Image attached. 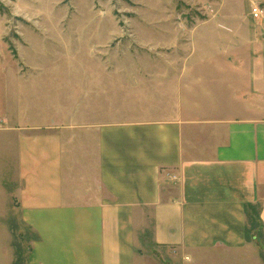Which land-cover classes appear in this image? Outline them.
Returning <instances> with one entry per match:
<instances>
[{
    "label": "crops",
    "instance_id": "0c3cea01",
    "mask_svg": "<svg viewBox=\"0 0 264 264\" xmlns=\"http://www.w3.org/2000/svg\"><path fill=\"white\" fill-rule=\"evenodd\" d=\"M249 27L136 64L128 92L122 64L94 59L2 95L0 264H259L264 31Z\"/></svg>",
    "mask_w": 264,
    "mask_h": 264
},
{
    "label": "rangeland",
    "instance_id": "374dc122",
    "mask_svg": "<svg viewBox=\"0 0 264 264\" xmlns=\"http://www.w3.org/2000/svg\"><path fill=\"white\" fill-rule=\"evenodd\" d=\"M249 26L264 31V0H0V105L8 95L37 97V83L51 75L64 83L80 76L94 59L111 72L122 64L128 92L124 75L136 73V64L144 73L150 58L175 56L193 36L229 44ZM254 251L264 264L263 247Z\"/></svg>",
    "mask_w": 264,
    "mask_h": 264
},
{
    "label": "built area",
    "instance_id": "2783aa9c",
    "mask_svg": "<svg viewBox=\"0 0 264 264\" xmlns=\"http://www.w3.org/2000/svg\"><path fill=\"white\" fill-rule=\"evenodd\" d=\"M252 14L255 18H260L263 15V10L260 7V4L256 1L252 4ZM173 178L176 179L177 177L173 176Z\"/></svg>",
    "mask_w": 264,
    "mask_h": 264
}]
</instances>
